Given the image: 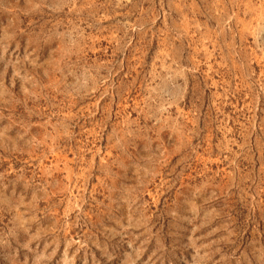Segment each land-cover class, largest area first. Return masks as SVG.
<instances>
[{"label":"rangeland","instance_id":"374dc122","mask_svg":"<svg viewBox=\"0 0 264 264\" xmlns=\"http://www.w3.org/2000/svg\"><path fill=\"white\" fill-rule=\"evenodd\" d=\"M0 264H264V0H0Z\"/></svg>","mask_w":264,"mask_h":264}]
</instances>
